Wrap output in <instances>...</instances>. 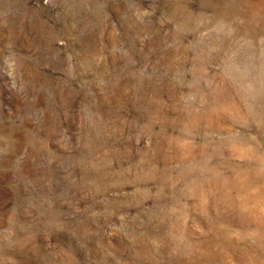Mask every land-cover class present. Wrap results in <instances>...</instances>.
Listing matches in <instances>:
<instances>
[{"label": "rangeland", "instance_id": "374dc122", "mask_svg": "<svg viewBox=\"0 0 264 264\" xmlns=\"http://www.w3.org/2000/svg\"><path fill=\"white\" fill-rule=\"evenodd\" d=\"M0 264H264V0H0Z\"/></svg>", "mask_w": 264, "mask_h": 264}]
</instances>
